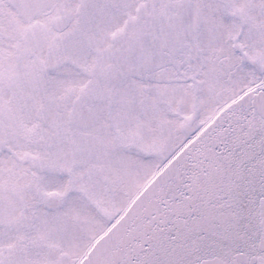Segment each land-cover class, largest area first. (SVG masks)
Instances as JSON below:
<instances>
[{"label":"snow or ice","instance_id":"1","mask_svg":"<svg viewBox=\"0 0 264 264\" xmlns=\"http://www.w3.org/2000/svg\"><path fill=\"white\" fill-rule=\"evenodd\" d=\"M0 264H264V0H0Z\"/></svg>","mask_w":264,"mask_h":264}]
</instances>
